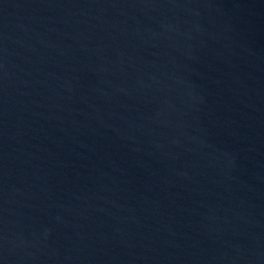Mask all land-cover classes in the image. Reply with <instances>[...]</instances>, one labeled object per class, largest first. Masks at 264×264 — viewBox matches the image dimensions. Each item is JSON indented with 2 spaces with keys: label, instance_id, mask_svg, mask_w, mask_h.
<instances>
[{
  "label": "water",
  "instance_id": "obj_1",
  "mask_svg": "<svg viewBox=\"0 0 264 264\" xmlns=\"http://www.w3.org/2000/svg\"><path fill=\"white\" fill-rule=\"evenodd\" d=\"M0 264H264V0H0Z\"/></svg>",
  "mask_w": 264,
  "mask_h": 264
}]
</instances>
